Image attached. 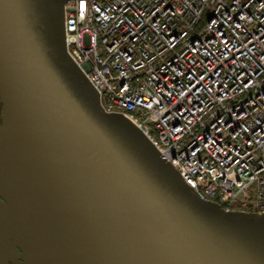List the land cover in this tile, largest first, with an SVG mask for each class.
Listing matches in <instances>:
<instances>
[{
  "label": "water",
  "instance_id": "water-1",
  "mask_svg": "<svg viewBox=\"0 0 264 264\" xmlns=\"http://www.w3.org/2000/svg\"><path fill=\"white\" fill-rule=\"evenodd\" d=\"M65 1L0 0V174L10 198L42 211L57 264H264V214L201 200L104 111L66 52ZM2 252L0 239V264Z\"/></svg>",
  "mask_w": 264,
  "mask_h": 264
},
{
  "label": "built area",
  "instance_id": "built-area-1",
  "mask_svg": "<svg viewBox=\"0 0 264 264\" xmlns=\"http://www.w3.org/2000/svg\"><path fill=\"white\" fill-rule=\"evenodd\" d=\"M65 49L198 198L264 214V0H66Z\"/></svg>",
  "mask_w": 264,
  "mask_h": 264
},
{
  "label": "bare ground",
  "instance_id": "bare-ground-1",
  "mask_svg": "<svg viewBox=\"0 0 264 264\" xmlns=\"http://www.w3.org/2000/svg\"><path fill=\"white\" fill-rule=\"evenodd\" d=\"M122 117L138 130L130 118L125 115ZM148 140L150 142V139ZM78 185L81 191L79 198L83 201L82 193L85 196L87 188L86 178L81 177ZM8 192L6 183L0 174V239L9 241L11 247L19 248L18 255L23 263L31 264L25 244V237L29 235L37 247L41 264H57L59 245L53 233L44 226L42 211L31 203L22 202L21 204L13 200Z\"/></svg>",
  "mask_w": 264,
  "mask_h": 264
},
{
  "label": "rangeland",
  "instance_id": "rangeland-1",
  "mask_svg": "<svg viewBox=\"0 0 264 264\" xmlns=\"http://www.w3.org/2000/svg\"><path fill=\"white\" fill-rule=\"evenodd\" d=\"M0 117H1V105H0ZM223 209V207H221ZM234 211H240L239 206L232 205L230 207ZM2 241V240H1ZM3 252L1 253V260L4 264H24L23 260L19 257V248L11 247L9 241H2Z\"/></svg>",
  "mask_w": 264,
  "mask_h": 264
},
{
  "label": "flooded vegetation",
  "instance_id": "flooded-vegetation-1",
  "mask_svg": "<svg viewBox=\"0 0 264 264\" xmlns=\"http://www.w3.org/2000/svg\"><path fill=\"white\" fill-rule=\"evenodd\" d=\"M1 118V117H0Z\"/></svg>",
  "mask_w": 264,
  "mask_h": 264
}]
</instances>
